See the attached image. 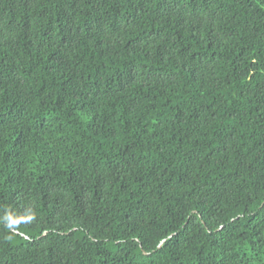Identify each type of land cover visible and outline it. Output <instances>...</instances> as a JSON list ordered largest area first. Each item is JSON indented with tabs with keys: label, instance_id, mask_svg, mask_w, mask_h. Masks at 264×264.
I'll use <instances>...</instances> for the list:
<instances>
[{
	"label": "trees",
	"instance_id": "1",
	"mask_svg": "<svg viewBox=\"0 0 264 264\" xmlns=\"http://www.w3.org/2000/svg\"><path fill=\"white\" fill-rule=\"evenodd\" d=\"M0 264H264V0H0Z\"/></svg>",
	"mask_w": 264,
	"mask_h": 264
},
{
	"label": "clouds",
	"instance_id": "2",
	"mask_svg": "<svg viewBox=\"0 0 264 264\" xmlns=\"http://www.w3.org/2000/svg\"><path fill=\"white\" fill-rule=\"evenodd\" d=\"M37 218L36 212L29 208L22 215H16L11 211L5 212V214L0 217V222L6 224L9 229H16L21 224H30L34 222Z\"/></svg>",
	"mask_w": 264,
	"mask_h": 264
}]
</instances>
